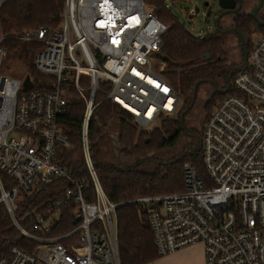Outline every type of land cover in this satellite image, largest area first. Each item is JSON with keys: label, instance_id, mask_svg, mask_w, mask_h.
I'll list each match as a JSON object with an SVG mask.
<instances>
[{"label": "built area", "instance_id": "1", "mask_svg": "<svg viewBox=\"0 0 264 264\" xmlns=\"http://www.w3.org/2000/svg\"><path fill=\"white\" fill-rule=\"evenodd\" d=\"M7 0H0V5ZM166 25L144 0H64L58 26L10 35L39 45L35 74L25 79L0 73V202L18 231L37 242L31 251L12 246L0 264H120L116 209L104 193L90 157L87 126L97 104L109 100L141 128L175 114L180 98L161 74L158 51ZM0 36V42L4 39ZM5 49L0 44V65ZM70 88L84 103L80 153L95 198L84 197L85 178H75L60 161L74 150L57 122ZM230 92L202 124V169L182 164L181 191L139 197L157 254L203 245L204 264H264V33L253 41L246 67ZM101 99L95 102V95ZM202 174H201V172ZM64 180L61 196L30 230L15 218L20 192ZM74 205V226L51 234L62 202Z\"/></svg>", "mask_w": 264, "mask_h": 264}, {"label": "trees", "instance_id": "2", "mask_svg": "<svg viewBox=\"0 0 264 264\" xmlns=\"http://www.w3.org/2000/svg\"><path fill=\"white\" fill-rule=\"evenodd\" d=\"M144 1L166 25L157 55L162 63L161 74L175 89L180 98V107L175 114L162 117L158 125L150 129L137 127L128 112L109 100L97 104L90 115L87 139L96 175L107 198L120 204L116 209L120 264H148L160 256L154 246L147 207L144 203L133 200L148 195L181 191L182 164L185 161H191L199 170L202 169L198 145L194 150H185L167 160L156 159L154 154L171 150L183 136L181 114L191 102L195 84L214 78L226 66L224 36L215 28L202 35H195L165 7L162 0ZM63 6L64 0H7L2 3L0 36L5 38L0 44L5 49L4 58L24 59L28 63L26 75L35 74L32 60L39 45L35 42H22L10 35L31 28L58 26L62 21ZM232 25L243 36L246 34L249 37L255 31L264 33V26H260L250 13L235 14ZM251 45L252 43L249 44L247 53ZM205 53L209 54L208 59H205ZM229 92L230 90L226 93ZM67 97V103L57 122L75 144V148L63 151L59 158L75 178H85L84 197L92 201L95 198L94 188L83 166V159L79 156L84 103L73 88H70ZM101 98L100 94H96L95 102H99ZM111 122L118 125L117 143L114 142L113 146L117 148V153L130 161H121L115 156L111 162L104 161L96 154L95 148L99 142L103 138L107 140ZM146 162H154L153 168L144 169ZM0 179L8 188L11 178L0 172ZM63 186L64 180L56 177L42 183L32 193L20 192L22 197L17 200L14 212L18 223L30 230L36 218L44 215L47 208L61 196ZM73 210V204L62 202L59 225L53 228L51 234L63 233L74 226ZM12 246L31 251L37 247V242L18 231L5 205L0 202V257L7 255Z\"/></svg>", "mask_w": 264, "mask_h": 264}, {"label": "rangeland", "instance_id": "3", "mask_svg": "<svg viewBox=\"0 0 264 264\" xmlns=\"http://www.w3.org/2000/svg\"><path fill=\"white\" fill-rule=\"evenodd\" d=\"M165 7L176 17L178 18L184 26L194 33L195 35H202L205 32H210L214 28L215 16L218 12L217 0H162ZM206 2V4H205ZM244 4L241 10V13H251L253 8L257 4V0H243ZM195 7H198V12H195ZM260 14L264 15V6L260 11ZM233 23L232 15H224L220 20L221 28H227ZM260 32H253L249 37L244 35V48L248 50L249 44L259 36ZM224 36V51L226 57V66L230 64H239L243 65V49L240 44V39L235 32L229 31ZM28 70V63L24 59L14 58V57H5L0 65V73L7 75L8 77H14L17 79L23 80ZM208 92V84L206 82L201 83L197 88L196 102L191 109V112L184 118V123L192 124L194 130L197 133H202V123L205 116V112L202 110L204 98ZM225 95V94H224ZM223 95V96H224ZM222 96V97H223ZM221 98V97H220ZM219 98V99H220ZM212 101L207 106V113L212 104H215ZM207 115V114H206ZM139 127L138 125H136ZM140 128V127H139ZM138 128V129H139ZM107 140L103 138L101 142L96 146L95 151L97 156L104 161H113L114 156L120 158L121 161H130L122 157L117 153V148L113 146L114 142L117 143V133L118 125L115 122H111L108 126L107 131ZM198 140V138H197ZM112 143V144H111ZM188 144V139L186 137H181L178 144L171 150L164 152L155 153L154 157L156 159L167 160L177 154L186 150ZM197 145V144H196ZM79 152V151H78ZM77 154V153H76ZM77 156V155H76ZM79 156L81 153L79 152ZM154 162H146L143 165L144 169L153 168ZM22 194H20L17 200H20ZM165 255L159 256L155 260L157 262L161 261ZM149 264V263H148ZM152 264V263H151Z\"/></svg>", "mask_w": 264, "mask_h": 264}, {"label": "flooded vegetation", "instance_id": "4", "mask_svg": "<svg viewBox=\"0 0 264 264\" xmlns=\"http://www.w3.org/2000/svg\"><path fill=\"white\" fill-rule=\"evenodd\" d=\"M257 1L258 2L256 4V6L260 3V0H257ZM262 1H263V4H262L261 8L259 9V11L257 12V17L261 21H264V15L260 14V11L264 6V0H262ZM241 2H242L241 8L238 12H231V13L226 12L225 14H223L219 18V25H220V20L224 15L234 16L235 14L241 13V10H242L243 4H244L243 0H241ZM237 6H238V2L235 4V7H237ZM221 12H223V9H220L218 7V12H217L215 18ZM232 27H233V25H231L227 28H232ZM214 28H215V20H214ZM220 28H221V26H220ZM221 29H223V28H221ZM242 66H240L239 64H230L228 66H225V68L220 73H218L214 78H212L206 82L208 84V92H206V95L204 98V103H203V108H202V110L205 112L204 119H205L206 114H207L206 109H207L208 104L211 103L212 101L215 102L217 99L222 97L229 90L233 77L240 71L239 69ZM195 102H196V100H195ZM192 107L184 113L183 122H182L183 137H186L188 139V144L186 147V150H188V151L194 150L196 148V144L198 145V148H200V133H197L194 130L195 127L193 128L192 124L184 123V118L191 112ZM197 138H198V140H197Z\"/></svg>", "mask_w": 264, "mask_h": 264}, {"label": "water", "instance_id": "5", "mask_svg": "<svg viewBox=\"0 0 264 264\" xmlns=\"http://www.w3.org/2000/svg\"><path fill=\"white\" fill-rule=\"evenodd\" d=\"M238 2V6L235 7V4ZM206 4V2H205ZM241 0H217V5L220 9H223V12H221L216 18H215V29L216 31H218L220 34H225L226 32L232 31L235 32L240 39V44L241 47L243 49V66L239 69L240 71L243 70L246 67L247 64V50L244 48V37L243 34L238 32L234 27L232 28H226V29H221L220 25H219V18L225 14L226 12H238L241 8ZM263 4V1L260 0V3L253 8V10L251 11L250 15L251 17L260 25V26H264V21H261L258 17H257V12L259 11V9L261 8ZM198 7H195V12H198ZM209 58V54L205 53V59ZM200 85V82H197L193 88L192 91V98H191V102L188 105V107L186 108V110L181 114V125L183 122V115L186 111H188L195 103L196 100V94H197V88ZM22 86L24 89H27L30 86V81L28 77H25ZM199 150V148H198ZM78 220V218H74L73 222H76Z\"/></svg>", "mask_w": 264, "mask_h": 264}, {"label": "crops", "instance_id": "6", "mask_svg": "<svg viewBox=\"0 0 264 264\" xmlns=\"http://www.w3.org/2000/svg\"><path fill=\"white\" fill-rule=\"evenodd\" d=\"M204 264L203 245L195 243L173 251L159 262L154 260L149 264Z\"/></svg>", "mask_w": 264, "mask_h": 264}]
</instances>
